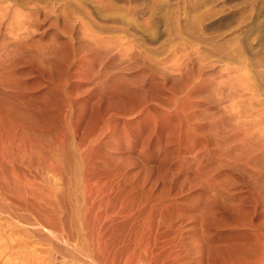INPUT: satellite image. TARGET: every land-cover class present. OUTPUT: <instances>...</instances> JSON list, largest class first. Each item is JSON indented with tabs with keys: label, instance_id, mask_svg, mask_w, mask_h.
I'll list each match as a JSON object with an SVG mask.
<instances>
[{
	"label": "bare ground",
	"instance_id": "obj_1",
	"mask_svg": "<svg viewBox=\"0 0 264 264\" xmlns=\"http://www.w3.org/2000/svg\"><path fill=\"white\" fill-rule=\"evenodd\" d=\"M53 1L0 0V159L34 153V125L8 113L15 107L16 117L31 118L27 108L38 109L29 96L46 84L58 126L51 136L35 125L52 137L39 149L56 160L71 151L67 139L76 145L70 155L83 177L82 205L69 202L87 222L94 264L102 254L106 264H264V32L259 47L247 41L258 18H242L229 33L238 47L229 50L224 33L206 41L203 28L187 29L189 20L169 27L164 2L158 13L167 31L142 28L146 5L128 10L138 4L129 0H65L82 15L75 21L59 12L64 0ZM221 4L190 0L188 9L201 22L211 16L202 8L219 16ZM205 55L223 60L225 71L205 73ZM56 169L43 203L62 192Z\"/></svg>",
	"mask_w": 264,
	"mask_h": 264
},
{
	"label": "rangeland",
	"instance_id": "obj_2",
	"mask_svg": "<svg viewBox=\"0 0 264 264\" xmlns=\"http://www.w3.org/2000/svg\"><path fill=\"white\" fill-rule=\"evenodd\" d=\"M47 1L49 2V0H43V3L47 4L48 3ZM141 1L142 0H134V1L129 0V3L130 2H132V4L138 3L137 7H135L136 5H130L129 6V3L125 4V5L129 6V7H127L128 10L131 7L130 9H133L134 11H135V9H141L142 6L144 8V6L146 5L144 8V14L145 13L146 14L142 18V20L138 19L140 23L143 21L141 23L142 25L145 26L147 24V26H145V27L141 26L142 28L147 29L149 31H152V29L154 30L155 28L156 29L159 28L158 25H160L164 31H167L166 30L167 28L166 27H165L166 29L164 28V23H163V22H165L164 18H163L164 12L160 13L161 11L158 10V9H160L159 5L162 2H164V3H166L165 4L166 7L170 6L169 10L172 12V13L170 12L171 13L170 14V17H171V23L170 24L171 25L169 27H171V28L174 27V30H175V28L178 29L179 27L183 28V25H181V23L184 20H189L190 26L187 29H192V30L200 29V30H202V28H203V30H202L203 34L201 32V37H203V35H205L204 33H206V35H205L206 37L205 36L203 37L206 41H209L210 39H214V38L217 39V41H218V39H220L219 36L223 35V33H224L225 34L224 40L230 41V42L228 41L230 43V45H228L229 50H235L236 47H238V41H235V39H233V37L230 36L229 33L232 30L238 28V26H240L241 24H243L242 18L247 19L248 17H250L249 15L253 14L256 18H258V21L256 23V27H255L256 32H253L254 36L247 38V41L249 43L255 42V47H259V45H260V40H261L262 35H263L262 32H264V0H229V1L216 0L219 4H221L222 2L224 3L221 5L225 6V7L223 6L225 9V13H223L219 16L218 15L215 16V15L208 12L209 7L208 8L207 7L202 8L201 10H203V11H200L201 14L202 15L206 14V16L211 15L209 17L210 18L212 17V19H210L209 17H206L207 19H202L203 21H201V22L199 21L201 19L195 18L196 15L191 14V12L189 11L188 4H189L190 0H186L187 2H185V0H173V1L172 0H163V1L162 0H154L153 2L151 0H143L144 4ZM168 1H170V2L168 3ZM50 2H51V0H50ZM63 2H62V5H59V10H60L59 12H65L67 15L68 21L69 20L75 21L79 17L81 19V17H82L81 13H79L78 11L72 10L70 7V3L68 1H65L64 3ZM66 2H68V3H66ZM108 2H110V0H108ZM133 2H135V3H133ZM146 2L148 5L146 4ZM151 3H153L152 4L153 7H152ZM172 4H174V5H172ZM255 4H256V6L257 5L258 6L256 8L254 7L253 11H255L257 14L251 10V8ZM139 5H140V7H139ZM176 5H178V8L176 7ZM82 6H83L82 7L83 10H89V9H85L84 5H82ZM182 6H185V7H182ZM151 7H152V9H150ZM146 8H148V9H146ZM155 9H156V11H155ZM186 9L188 12L186 11ZM24 10L27 12L28 8L23 9V11ZM133 10L129 11L130 15H132L134 13ZM178 10H179V12H178ZM158 11H160V12L158 13ZM73 12H75V13H73ZM155 12H157V14H158L157 16H156V14H154V15L150 14L151 16H149V14H148V13L153 14ZM178 13H179V15L177 16ZM174 14L176 15V17ZM189 15L191 16V18H189L190 17ZM187 16H189V17H187ZM75 17H77V18H75ZM151 17L153 19L149 20ZM157 17H159L158 18L159 20L162 19V22L159 23V20L157 19ZM174 17L176 18L175 19L176 21L174 20ZM68 18H70V19H68ZM145 18L147 19V22L145 21L146 20ZM187 18H189V19H187ZM191 19L194 21V23ZM194 19H196L197 22ZM177 20H179V21H177ZM155 22H156V24H155ZM219 22H221V23H219ZM157 23H158V25H157ZM178 23H179V25H178ZM203 23H205V24H203ZM209 23H215L213 25V27L216 29H214L212 27L211 29H209L210 31L208 30V32H207V30H205L204 26L206 24H209ZM198 24H199V26H198ZM216 24H217V27H216ZM148 25H150V26L153 25V26L150 27ZM154 26H156V27H154ZM159 29H161V28H159ZM204 30H205V32H204ZM67 39L68 38L64 37V40H67ZM75 46H77V45L75 44ZM260 56H261V58H263V60L260 62L263 66L260 64V68H258V69L264 70V63H263L264 62V48L262 49ZM205 60H206L205 62H207L208 65L211 66V67L206 69L207 71H205V73L210 72L209 74L219 75L220 72L222 73L225 71V69H224L225 68V62L223 60L219 59L218 57L205 55ZM34 81H35L34 79L30 78L28 80V83L34 84ZM44 85L45 86H43V92L42 93H41V91H39L38 93L37 92L34 93L35 95L32 94L29 96V97H31V99L29 100V101H31V104L32 103H34V105L36 104L37 109H38L35 111L33 109L34 108L33 106H31L32 108L31 107L27 108V111L30 112L31 118L27 119L24 117V120L21 118H18V117H16V114L18 113V111H16V110L18 108L17 109L15 107L9 108L8 119L10 118L11 122H14L15 119H16V121L20 120L22 122L28 120L27 122H30L31 124L34 125L33 126V128L35 127L34 132L36 133V131H37L36 134L39 137H37L36 134L33 132V134H35L34 136H32L33 139H29L31 141L28 140V149L29 150L32 149L29 152V154L31 152H34V153L30 154V156L27 154L28 156H25L24 159H23V157H20V158L18 157V159H16L14 162H13V159H11V158H9V159L7 158L8 160L6 158L0 159L1 160L0 161V264H91V263H93V258H92L93 253L92 252H91L92 254L90 253V251L92 249V247H91L92 245H91L89 229L87 227L88 226L87 222H85L84 219L80 220L81 218H79V217L83 216L81 214L82 211L80 209H79V211H78V209H74V206L72 205L73 203H70L73 199H76V197H78L77 198L78 200H73L74 204H76V201L79 203V201L82 200L80 196H82L83 177H82V174L77 175L73 171V169L75 168L76 165L72 164L73 162L71 161L72 160L71 157H73V156H71L72 152H73V148L76 145H75L74 141L67 139V141L64 142V145L66 147L65 150L67 151V152L65 151V154H67L68 151H70V150H71L70 151L71 153L69 152L67 155H64V156H67V158L66 157H59L58 159L56 158V160L52 159L45 151L43 152V150H42L43 146H45L44 144L47 145V140L52 138V137L50 138L46 132H48V133L51 132V134H52L51 136H54V134L57 130V126H58V121L56 118L57 115H56L55 109L53 110V108H52V106H54L55 104L57 106V102L55 101V98L53 96L51 97L50 95H48V91L45 90L47 85L46 84H44ZM49 96L51 98H49ZM46 97H48L49 99ZM41 98H42V100H41ZM45 98H46V100H45ZM44 101L45 102L47 101L48 104L44 105V103H45ZM4 107H5L4 103L0 101V114L2 113V110ZM25 113H26V111H25ZM37 124H39V125L45 124V125H41V126L38 125V126L41 127L43 131L46 130V132H43L40 128H36V127H38V126H35ZM46 125H49V126L51 125L50 126L51 129L49 128V126H46ZM42 126L43 127L46 126V128L48 127L50 130H52V128H53L54 130L50 131L48 129L49 130L48 131L47 129H45V127L43 129ZM38 131L41 133L38 134ZM53 131H55V132H53ZM42 132L46 133V134L44 135ZM33 134H31V135H33ZM40 135L43 139L45 138L46 141H45V139L42 141V138L40 137ZM43 135H44V137H43ZM46 135H48V136H46ZM44 141L46 143H44ZM30 143H31V146H30ZM35 143H38V144H36V146H35L34 145ZM40 144H42V145L40 146ZM48 144H49V142H48ZM71 146H72V148H71ZM39 147H41L42 149L41 148L39 149ZM40 154H42V155H40ZM59 156H60V153H59ZM30 158H32V160ZM29 159H30V161H29ZM17 160H19V162ZM53 161L54 162L57 161L56 163H58L57 164L58 166H56L55 165L56 163H54ZM3 163L5 165H7V167H5V165ZM10 163H12V164H10ZM16 163H19L22 166L19 164L17 166ZM54 165L56 168L57 167L62 168L63 174L61 177V179H62L61 183L63 185V189H62L60 196L57 195L56 198H54L52 196L53 197L52 203H50V200L48 198L46 200V201H48L47 202L48 204H47V203L42 202L43 196H45L43 194L50 195V193H49L50 191L48 192L47 190L51 189L53 182H51V181L46 182V180L47 179L49 180V178L52 177V174L57 172V169L54 167ZM12 166H14V167L17 166V167L14 168ZM46 166H47V168H46ZM49 167L51 168V171H53V172L50 171ZM69 167L71 168V170L69 169ZM16 168H19V169H16ZM54 168H55L56 172H55ZM13 169L14 170L16 169L17 171L16 170L14 171ZM22 169L24 171H26V173H24V171ZM20 171L22 174L20 173ZM45 174H46L47 178H46ZM20 177H22V178H20ZM44 178H45V180H43ZM32 180L34 183L32 182ZM58 183H60V182H58ZM19 184H20V186H18ZM43 185H45L44 190L46 188L50 187V185H51L50 188L46 189V191H45L46 193L43 192L44 191ZM64 185H65L66 189H64ZM79 189L81 190V194H80ZM63 193L66 195H63ZM69 194H71V195H69ZM74 195H75V198H74ZM76 195H78V196H76ZM80 202L82 205V201H80ZM77 205H79V207L81 208L80 204H77ZM68 207H70L72 209H70ZM79 212H81V213H79ZM72 213H74V215L76 214L79 219H77L76 216L71 215ZM73 216H74V219L75 218L77 219V221L73 219ZM84 223H86V224H84ZM81 226L82 227L85 226V227L82 228ZM82 229H83V231H82ZM105 258H106L105 254H102L100 256V260H99L100 263L99 264H106V262H109V259L107 260V258H106V261H105ZM101 260H103L102 261L103 263L101 262Z\"/></svg>",
	"mask_w": 264,
	"mask_h": 264
}]
</instances>
